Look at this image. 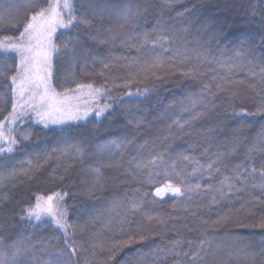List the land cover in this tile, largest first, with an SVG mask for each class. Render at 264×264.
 Returning a JSON list of instances; mask_svg holds the SVG:
<instances>
[{"label": "trees", "instance_id": "obj_1", "mask_svg": "<svg viewBox=\"0 0 264 264\" xmlns=\"http://www.w3.org/2000/svg\"><path fill=\"white\" fill-rule=\"evenodd\" d=\"M53 2L0 0V264H264V204L213 192L264 163V0H71L52 95L99 108L45 125L1 44Z\"/></svg>", "mask_w": 264, "mask_h": 264}, {"label": "rangeland", "instance_id": "obj_2", "mask_svg": "<svg viewBox=\"0 0 264 264\" xmlns=\"http://www.w3.org/2000/svg\"><path fill=\"white\" fill-rule=\"evenodd\" d=\"M71 0H54L53 6L38 15L30 24L23 37L17 41L3 42L2 48L16 50L21 58V72L17 81L20 100L23 98L21 112L32 113L38 121L45 125L63 124L83 119L98 106L87 102L86 89L76 95L56 96L51 89V61L55 51L54 36L64 22L62 10L68 8ZM95 93V92H93ZM97 96V92H96ZM99 97V95H98ZM101 99V97H99ZM57 103V104H56ZM0 137H6L4 129H0ZM214 193L229 197H253L264 204V163L250 161L246 164H235L222 183L213 189ZM177 190L165 188L158 192L160 196ZM40 217L55 214L60 223L61 208L54 201L42 202L38 205ZM58 220V219H57ZM58 220V221H59Z\"/></svg>", "mask_w": 264, "mask_h": 264}]
</instances>
